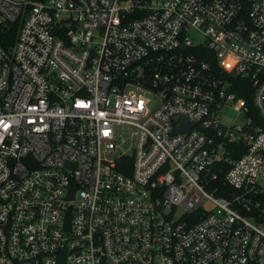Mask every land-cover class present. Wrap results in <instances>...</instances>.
<instances>
[{
  "label": "built area",
  "instance_id": "2783aa9c",
  "mask_svg": "<svg viewBox=\"0 0 264 264\" xmlns=\"http://www.w3.org/2000/svg\"><path fill=\"white\" fill-rule=\"evenodd\" d=\"M15 22L0 264H264V0H0Z\"/></svg>",
  "mask_w": 264,
  "mask_h": 264
},
{
  "label": "trees",
  "instance_id": "16d2710c",
  "mask_svg": "<svg viewBox=\"0 0 264 264\" xmlns=\"http://www.w3.org/2000/svg\"><path fill=\"white\" fill-rule=\"evenodd\" d=\"M17 31H18V22L12 24L0 25V44L6 47L12 45L16 39ZM238 91L245 95V92H243L241 89L238 88ZM249 99H251L250 94H249ZM228 146L230 148L231 158L238 157L245 149L244 144L242 143H230L228 144ZM222 165L224 167V170L222 172H219L217 178L209 181L207 188L213 191L214 193H216L217 195L231 198L232 195L234 194L235 189L230 184H228L224 178L225 172L230 166V163L228 161H225L222 163Z\"/></svg>",
  "mask_w": 264,
  "mask_h": 264
},
{
  "label": "rangeland",
  "instance_id": "374dc122",
  "mask_svg": "<svg viewBox=\"0 0 264 264\" xmlns=\"http://www.w3.org/2000/svg\"><path fill=\"white\" fill-rule=\"evenodd\" d=\"M189 33L195 41L203 39L202 33L198 30L192 29Z\"/></svg>",
  "mask_w": 264,
  "mask_h": 264
},
{
  "label": "water",
  "instance_id": "95a60500",
  "mask_svg": "<svg viewBox=\"0 0 264 264\" xmlns=\"http://www.w3.org/2000/svg\"><path fill=\"white\" fill-rule=\"evenodd\" d=\"M185 122H186V120H185ZM190 124V123H189ZM185 127H188V126H186V124L184 123L182 126H181V129H185ZM174 132H176V130H174Z\"/></svg>",
  "mask_w": 264,
  "mask_h": 264
}]
</instances>
